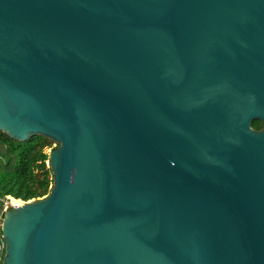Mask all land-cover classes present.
<instances>
[{
	"label": "water",
	"instance_id": "water-1",
	"mask_svg": "<svg viewBox=\"0 0 264 264\" xmlns=\"http://www.w3.org/2000/svg\"><path fill=\"white\" fill-rule=\"evenodd\" d=\"M0 130L2 264H264V0H0Z\"/></svg>",
	"mask_w": 264,
	"mask_h": 264
},
{
	"label": "trees",
	"instance_id": "trees-1",
	"mask_svg": "<svg viewBox=\"0 0 264 264\" xmlns=\"http://www.w3.org/2000/svg\"><path fill=\"white\" fill-rule=\"evenodd\" d=\"M251 126L260 129L262 122L253 119ZM56 146L40 134L16 140L0 130V210L7 195L20 202L48 194L53 182L48 151Z\"/></svg>",
	"mask_w": 264,
	"mask_h": 264
},
{
	"label": "built area",
	"instance_id": "built-area-1",
	"mask_svg": "<svg viewBox=\"0 0 264 264\" xmlns=\"http://www.w3.org/2000/svg\"><path fill=\"white\" fill-rule=\"evenodd\" d=\"M8 200H9L8 198L4 197L3 206H2V209L0 210V264H2V259L4 255V249H5V240L1 233V223H2V216H3L4 211L6 210L8 205L11 204Z\"/></svg>",
	"mask_w": 264,
	"mask_h": 264
},
{
	"label": "bare ground",
	"instance_id": "bare-ground-1",
	"mask_svg": "<svg viewBox=\"0 0 264 264\" xmlns=\"http://www.w3.org/2000/svg\"><path fill=\"white\" fill-rule=\"evenodd\" d=\"M16 200H17V199H15V198H13V197L10 196V203H11V204H15V205H19V204H21V201L18 202V203L16 204Z\"/></svg>",
	"mask_w": 264,
	"mask_h": 264
},
{
	"label": "rangeland",
	"instance_id": "rangeland-1",
	"mask_svg": "<svg viewBox=\"0 0 264 264\" xmlns=\"http://www.w3.org/2000/svg\"><path fill=\"white\" fill-rule=\"evenodd\" d=\"M6 198H8L9 200V202H10V196L9 195H7V196H5ZM18 202H16V204H17Z\"/></svg>",
	"mask_w": 264,
	"mask_h": 264
}]
</instances>
